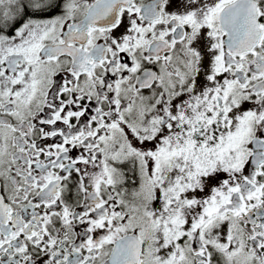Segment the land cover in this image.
<instances>
[{
    "label": "snow or ice",
    "instance_id": "1",
    "mask_svg": "<svg viewBox=\"0 0 264 264\" xmlns=\"http://www.w3.org/2000/svg\"><path fill=\"white\" fill-rule=\"evenodd\" d=\"M0 264H264V0H0Z\"/></svg>",
    "mask_w": 264,
    "mask_h": 264
}]
</instances>
